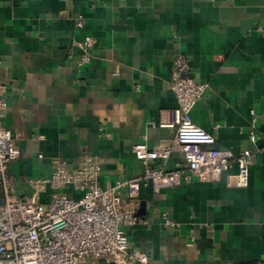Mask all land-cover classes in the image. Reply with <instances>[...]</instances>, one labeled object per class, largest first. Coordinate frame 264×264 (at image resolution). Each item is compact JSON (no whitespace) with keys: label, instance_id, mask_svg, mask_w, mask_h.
Wrapping results in <instances>:
<instances>
[{"label":"crops","instance_id":"crops-1","mask_svg":"<svg viewBox=\"0 0 264 264\" xmlns=\"http://www.w3.org/2000/svg\"><path fill=\"white\" fill-rule=\"evenodd\" d=\"M87 36L95 45L81 64ZM177 53L209 84L194 121L215 135V147L251 151L249 181L233 184L234 163L218 179L142 187L129 246L148 264H264V0H0L3 122L20 149L9 165L16 195L32 196L31 179L50 176L61 160L74 169L87 154L102 159L103 186L143 175L134 146L177 134L158 124L178 104ZM153 165L186 162L174 152ZM53 193L46 185L38 198L47 203Z\"/></svg>","mask_w":264,"mask_h":264},{"label":"built area","instance_id":"built-area-1","mask_svg":"<svg viewBox=\"0 0 264 264\" xmlns=\"http://www.w3.org/2000/svg\"><path fill=\"white\" fill-rule=\"evenodd\" d=\"M94 45L95 39L90 36L79 42L84 50L81 64L89 62V50ZM189 69L190 58L177 53L171 89L178 104L164 111L158 123L175 127L177 134L156 147L146 142L134 146L136 157L146 166L143 175L103 186V161L87 154L74 169L65 160L56 162L50 176L31 179L36 192L22 197L16 195L14 177L9 173V165L18 158L20 149L3 122L8 87L0 84V264H148V254L130 248L126 230L140 222L137 210L142 187L159 191L194 178L218 179L234 163H238V172L232 176L233 184L248 185L251 151L235 156L230 150L215 147V135L194 121L193 109L209 84L190 76ZM174 152L183 153L185 167L168 170L153 165L157 160L166 161ZM46 185L54 193L42 203L38 194ZM65 187L79 195H69L63 191ZM124 188L129 191L128 197L122 195ZM164 218L166 225L173 224L167 214Z\"/></svg>","mask_w":264,"mask_h":264},{"label":"water","instance_id":"water-1","mask_svg":"<svg viewBox=\"0 0 264 264\" xmlns=\"http://www.w3.org/2000/svg\"><path fill=\"white\" fill-rule=\"evenodd\" d=\"M110 264H115V263L111 262Z\"/></svg>","mask_w":264,"mask_h":264}]
</instances>
